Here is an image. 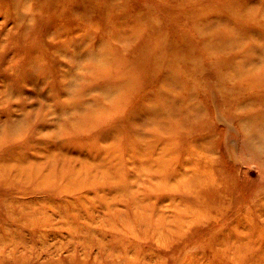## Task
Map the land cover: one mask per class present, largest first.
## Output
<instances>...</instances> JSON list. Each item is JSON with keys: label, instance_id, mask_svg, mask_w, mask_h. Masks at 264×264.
<instances>
[{"label": "rangeland", "instance_id": "rangeland-1", "mask_svg": "<svg viewBox=\"0 0 264 264\" xmlns=\"http://www.w3.org/2000/svg\"><path fill=\"white\" fill-rule=\"evenodd\" d=\"M41 1L23 30L0 0V264H264V0ZM79 36L113 63L74 68Z\"/></svg>", "mask_w": 264, "mask_h": 264}, {"label": "bare ground", "instance_id": "bare-ground-1", "mask_svg": "<svg viewBox=\"0 0 264 264\" xmlns=\"http://www.w3.org/2000/svg\"><path fill=\"white\" fill-rule=\"evenodd\" d=\"M24 0H8L7 4H9V7L6 9L10 15H6V17L9 19L11 17V20L14 24V27L17 28V27H21V29L24 28V25H26V23L28 24V27L32 28L31 30H35L37 28V26L39 25L37 20H36V17L33 19L31 14H27L25 13L24 15L22 13H20V10L19 7L20 5L22 4ZM38 2L41 4V0H38ZM25 7L26 9L28 10H32L35 6V2H33V0H25ZM6 4V3H5ZM4 7V5H3ZM2 15H4V13H1ZM44 19L46 18V16H44ZM34 21V22H33ZM0 36L3 37V40H0V53H5L8 51V54L11 53L12 51L15 50L16 46L17 45H20V38L22 37V30L19 31H15L13 34H18V36H16V39H14L12 41V43L15 45L14 47H9L11 43V41L9 42H6V40L8 39L7 37L9 36V28H8V24L7 22L3 19V21L1 22L0 24ZM205 28H200V31H203V32H206L205 30H208L210 29V21H209V24H206L204 25ZM13 30H16V29H13ZM24 30V29H23ZM246 33V36L248 37H254V36H259L257 32H254V31H249V32H244ZM12 34V36H13ZM6 36V38H5ZM52 37H56V36H52ZM261 38V40L257 39V43L258 45H262V47H264V37L262 38L261 36H259ZM245 40V38H244ZM242 41V37L238 36V33L234 30V28L232 30H227L226 33H224L223 31L221 32V40H220V43L216 45V48L218 50H227L233 46H236L238 45L239 43L237 42H241ZM263 41V42H261ZM60 42H62L64 44L65 40H61ZM85 39L84 37H81L80 36L78 37L77 39V48H75V58H74V62L72 63V65L74 66V68H78V63H83V60L86 59V57L88 56H91L93 58V60H91V63H92V66L94 68H97V69H103V68H106V66L108 65V63L112 64L113 63V57L112 55L110 54V52L108 51L107 52V49H106V45L105 44H98L96 46H94L92 49H89L90 51H84L85 49ZM60 43V44H62ZM53 46V45H52ZM80 46L83 48L81 49V51H78V49L80 48ZM207 46V47H206ZM205 47L208 48L210 50V43H208ZM20 48V47H19ZM97 49L95 52H93V50ZM50 51V50H49ZM47 51V53L49 52ZM85 52V53H84ZM20 54H22L21 51H19ZM103 53V56L101 57ZM60 57L59 59L57 60V63L59 64L58 67L60 68V66H62V61H68V54L67 52H61L60 54ZM101 58L100 60L98 61H95L96 59H99ZM191 62V64H194L195 66H197V60L194 59V60H189ZM36 63V66H37V70H41L42 71H45V72H48V74L51 72H55V67H51L50 65H45L46 63L43 62L41 65H40V61L39 60H36L35 61ZM176 62H173L171 63L170 65L168 64L166 70H168V73H170V71H172V67L173 65H175ZM34 65V62L33 64L31 65H28L29 67H32ZM179 65V64H177ZM71 65L67 67H65V71H63L62 74H59V78L61 80H63L64 82L63 83H67V87H71L73 86V83L71 81H65L69 78L70 76V73H72L74 70V68L70 69ZM80 68V67H79ZM75 73V72H74ZM172 74V73H170ZM175 72L173 73L172 77H167V76H164V79L167 77V82L168 83H172V84H178V80H175L177 77L174 75ZM72 75V74H71ZM31 76V75H30ZM85 76V75H84ZM83 67L81 68L80 70V78L83 79ZM175 77V78H174ZM45 78V77H44ZM177 83H176V82ZM62 83V81H60ZM171 84V85H172ZM3 86L7 87V89L5 90V92H8L10 89H12V87H8L7 85V82H4ZM74 87V86H73ZM178 87V86H177ZM158 98H160L162 101H163V108L161 107H157V106H150L148 107V112L150 113L151 112V115H155V116H160V115H163V111L164 112H168L169 113H174L175 110H174V107H171L170 104L168 103L167 104V101L166 100H169V95L167 92H165L164 90L162 91H158ZM191 94L189 93V96ZM103 98L105 99V97L103 96ZM263 108H259L257 110H252V109H249V112L248 114L250 113L249 117L246 118V122L244 123H240L241 126H242V130L244 131V135L246 136L247 139H249V137L247 135H250L248 133V127L252 124V126H255L252 130H251V134L254 132L255 129L259 128V130H263L264 131V106H262ZM164 109V110H163ZM178 110H180V112H182V110H185V108H179ZM172 113V114H173ZM243 116V114L241 115V117ZM250 138H251V135H250Z\"/></svg>", "mask_w": 264, "mask_h": 264}]
</instances>
